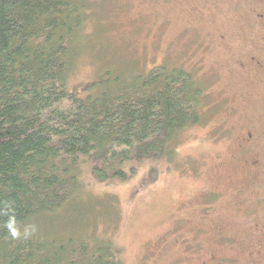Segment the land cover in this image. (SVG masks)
Segmentation results:
<instances>
[{
  "label": "rangeland",
  "instance_id": "374dc122",
  "mask_svg": "<svg viewBox=\"0 0 264 264\" xmlns=\"http://www.w3.org/2000/svg\"><path fill=\"white\" fill-rule=\"evenodd\" d=\"M89 1L70 90L98 95L175 67L203 88L201 121L177 136L174 155L141 162L126 181L98 186L84 164L88 189L77 211L59 213L57 228L76 227L88 206L77 234L109 237L123 264H254L246 232L264 222V191L247 187L252 157L241 146L249 131L264 142V75L248 65L262 57L264 2ZM253 195L261 206L247 216L250 203L257 206Z\"/></svg>",
  "mask_w": 264,
  "mask_h": 264
},
{
  "label": "trees",
  "instance_id": "16d2710c",
  "mask_svg": "<svg viewBox=\"0 0 264 264\" xmlns=\"http://www.w3.org/2000/svg\"><path fill=\"white\" fill-rule=\"evenodd\" d=\"M89 8V0H0V264H123L109 237L77 234L88 206L76 227L56 226L88 189L82 166L98 186L126 181L141 162L174 155L177 136L201 121L203 88L175 67L98 95L70 90Z\"/></svg>",
  "mask_w": 264,
  "mask_h": 264
},
{
  "label": "flooded vegetation",
  "instance_id": "af4514ba",
  "mask_svg": "<svg viewBox=\"0 0 264 264\" xmlns=\"http://www.w3.org/2000/svg\"><path fill=\"white\" fill-rule=\"evenodd\" d=\"M264 2V0H262ZM260 18L263 20L264 25V12L263 14L259 15ZM261 58L259 57H251L249 59L248 65L257 68L258 71L262 72V77L264 75V47L262 49ZM241 66H245L243 63ZM264 78V77H263ZM252 132H247L245 137L243 138L242 148L246 149V151L252 157L247 164V170L249 171L250 177L247 181V187L253 188V190H262L264 191V142H261L262 135H259V139L255 136ZM260 148V149H259ZM263 176V179L261 178ZM262 194V193H261ZM255 197L254 201L257 203V206H252L253 203H250L247 209V216L253 215L255 212H259V207L261 197ZM264 199V198H263ZM258 207V208H257ZM260 221L256 222L254 225L251 226V230L246 232L247 238V245L246 249L249 254L248 262L251 263L252 259L254 258V264H264V222L263 220L259 219ZM233 241V240H228ZM251 247L254 248V251L251 253Z\"/></svg>",
  "mask_w": 264,
  "mask_h": 264
},
{
  "label": "clouds",
  "instance_id": "9594fccd",
  "mask_svg": "<svg viewBox=\"0 0 264 264\" xmlns=\"http://www.w3.org/2000/svg\"><path fill=\"white\" fill-rule=\"evenodd\" d=\"M14 219L9 218V220L6 223V227L9 229L13 237H18L20 233L14 228Z\"/></svg>",
  "mask_w": 264,
  "mask_h": 264
}]
</instances>
